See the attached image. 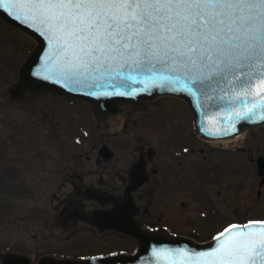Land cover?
Wrapping results in <instances>:
<instances>
[{"label": "flooded vegetation", "instance_id": "obj_1", "mask_svg": "<svg viewBox=\"0 0 264 264\" xmlns=\"http://www.w3.org/2000/svg\"><path fill=\"white\" fill-rule=\"evenodd\" d=\"M171 104L168 110H151L149 104L128 111L122 125L111 129L79 100L54 96L4 103L0 237L17 238L5 245L0 240V247L72 258L130 251L123 247L136 243L123 236L67 221L123 193H137L144 207L140 222L198 241L231 225L264 221V171H258L264 127L235 142L212 144L198 136L187 109ZM149 148L156 162L152 156V164L150 156L141 162L148 180L133 190L129 175L137 153L152 155ZM91 196L97 199L89 202Z\"/></svg>", "mask_w": 264, "mask_h": 264}, {"label": "snow or ice", "instance_id": "obj_2", "mask_svg": "<svg viewBox=\"0 0 264 264\" xmlns=\"http://www.w3.org/2000/svg\"><path fill=\"white\" fill-rule=\"evenodd\" d=\"M5 4L26 6L15 18L37 21L35 30L55 43L56 74L88 87H127L134 68L175 73L189 90L220 77L247 88L252 77L242 80L241 71L264 66V0H0ZM231 228L241 229L238 239L212 264H259L264 227Z\"/></svg>", "mask_w": 264, "mask_h": 264}, {"label": "water", "instance_id": "obj_3", "mask_svg": "<svg viewBox=\"0 0 264 264\" xmlns=\"http://www.w3.org/2000/svg\"><path fill=\"white\" fill-rule=\"evenodd\" d=\"M25 8L26 6L23 5L10 4L0 7V19L37 42V47L20 68L19 80L7 87L8 94L15 100H22L26 93L35 92H52L88 99L94 96L92 94L100 97L110 90L108 96L124 92L128 97L133 98H126L128 102L135 101L136 105H140L156 96L170 94L181 97L188 103L196 120L198 119L197 125L206 129V135L211 137L231 135V129H236L239 134L246 127L264 124V75H262L264 66L260 63H254L241 71L242 80L252 77L251 86L247 88H241L239 81L229 83L220 77L214 78L199 89L192 87L189 90L186 80L175 73H161L155 69L140 71L134 68H130L126 73L130 77L127 87H88L84 84L72 83L63 75L56 74L55 69L61 61L56 57L55 43L45 39L35 30L38 26L37 21L31 18H15L16 16L23 18ZM111 63L115 68L116 62ZM47 66H52L53 71H45ZM165 76L175 78L168 80L164 78ZM120 102L125 101L116 100L110 104L115 106ZM97 106L101 110V104ZM224 131L228 133H223ZM129 216L126 222L116 219L107 222L104 226L136 238L139 247L133 255H114L83 261L44 256L34 261L31 256L1 252L0 264H212L229 246L224 242L226 240H218L202 246L179 245L175 240L161 233L154 234L142 230L134 223L132 213H129ZM262 227L264 225H254L250 226L249 230ZM213 249L216 251L213 252ZM199 253H211V255L201 256L198 255ZM259 264H264V258L260 259Z\"/></svg>", "mask_w": 264, "mask_h": 264}, {"label": "rangeland", "instance_id": "obj_4", "mask_svg": "<svg viewBox=\"0 0 264 264\" xmlns=\"http://www.w3.org/2000/svg\"><path fill=\"white\" fill-rule=\"evenodd\" d=\"M26 37L19 32L15 31L12 28L5 26L2 22H0V94L3 93L5 86L15 81L17 78V68L20 62V59L24 53V51L29 47L28 41L24 38ZM32 42L30 41V44ZM178 104H181V101L176 98H170ZM171 103L167 101V99L157 101L155 103H151L148 106V109L156 110V109H164L168 110L169 105ZM172 109L177 108L176 105L171 104ZM3 102H0V109H5ZM11 238L12 240H9ZM17 235L9 237V234L4 235L0 240H6L2 245L6 243L11 244L13 239H16ZM125 248L126 250L132 248V246L127 243ZM121 247V246H119ZM3 248V247H2Z\"/></svg>", "mask_w": 264, "mask_h": 264}]
</instances>
